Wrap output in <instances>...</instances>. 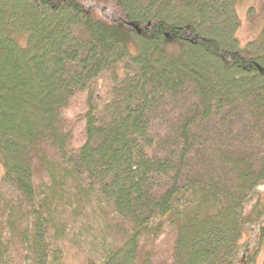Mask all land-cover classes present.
I'll use <instances>...</instances> for the list:
<instances>
[{"label": "trees", "instance_id": "1", "mask_svg": "<svg viewBox=\"0 0 264 264\" xmlns=\"http://www.w3.org/2000/svg\"><path fill=\"white\" fill-rule=\"evenodd\" d=\"M87 1L0 0V264H154L167 232L169 264H264V25Z\"/></svg>", "mask_w": 264, "mask_h": 264}, {"label": "rangeland", "instance_id": "2", "mask_svg": "<svg viewBox=\"0 0 264 264\" xmlns=\"http://www.w3.org/2000/svg\"><path fill=\"white\" fill-rule=\"evenodd\" d=\"M89 2L98 14L104 19H115L117 17H123L121 9L114 3H99V2ZM235 13L238 20V27L235 31V36L241 45L248 44L250 41L254 40L264 25V0H237L235 4ZM251 17V22H250ZM263 22V23H262ZM256 33V34H255ZM100 80L98 82V92H100ZM85 100V94H78L74 96V99L69 103L68 107L63 111V116L68 120H75L76 115L84 112L85 106L83 101ZM81 124V123H80ZM79 124V126H80ZM78 126V127H79ZM250 232L247 237V243L249 249L254 245V236L256 233L255 226L249 225ZM156 242L153 255L154 264H169L171 259V248L174 239V234L164 233L158 237ZM261 257V256H260ZM257 258L253 264H262L263 256ZM85 255L79 254L72 260V264H83L85 260ZM244 262V261H241Z\"/></svg>", "mask_w": 264, "mask_h": 264}]
</instances>
